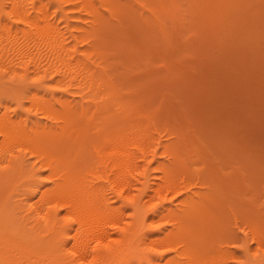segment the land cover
<instances>
[{
    "label": "bare ground",
    "instance_id": "1",
    "mask_svg": "<svg viewBox=\"0 0 264 264\" xmlns=\"http://www.w3.org/2000/svg\"><path fill=\"white\" fill-rule=\"evenodd\" d=\"M47 1L55 3V15L60 12L67 18L65 9H77L87 17L89 24L86 29H81L78 34L67 30V35L73 40L71 45H67L66 36L53 24L41 0H0V67L14 74L17 72L15 79L18 81L24 79L18 75L17 66L23 67L22 73L26 78L30 75L29 69L35 74L39 71L51 74L50 80L59 77L54 82L56 90H46L53 103L57 104V109L34 94L31 97L32 104L38 103L36 109L50 123L38 118L32 121V128L26 131L22 125L6 119L4 115L0 116V148L8 150L9 164L5 175L14 178L19 174L22 177L21 180L16 176V182V178H8L14 186L0 207V264H223L225 253L221 251L218 241L224 227H218L219 221L210 222L209 218L212 213H218V205L222 203L221 190L225 188L227 192L231 190L241 195V205L262 217L264 211L255 209L253 200L244 198L253 190L252 186L256 182L254 180L253 184L250 180L256 177L249 180V176L239 170L227 174L209 172L206 175L208 177H200L203 174L198 177L182 157L181 152L187 141L178 126L179 133L167 130L169 139L162 145L161 141L154 143L148 140V129L142 130L147 132L145 135L136 130L138 125L135 128L130 124L132 121L137 123L135 117L129 121L130 116L127 121L130 100L136 101L137 95H132L135 96L133 99L127 94L129 99L124 94L126 90L122 93V88L111 82L105 66L104 46L107 44L110 47L114 39L121 42L118 33L122 31L126 35V32L135 28L136 22L131 19L133 14L126 17L117 5L114 7L104 1L108 14L117 20V26H114L105 15L94 9L89 0ZM221 1L217 0V5L222 4ZM35 2L38 4L35 5ZM229 2L235 3V7L231 9L226 3L231 11H221V14L232 23H238L243 43L236 48L241 47L245 50L243 53L246 52L253 59L257 56L261 58V55L264 56V44H259L258 40L264 38V0ZM27 3L31 4L32 11L25 8ZM206 6H209L208 0ZM217 11L220 13L219 9ZM212 13L211 9L210 15ZM2 19H6L9 25ZM39 20L43 22L42 26H38ZM137 27L135 29L139 30V25ZM217 28L223 29L220 26ZM207 29L204 31H209ZM217 31V34H221L223 30ZM141 36L144 37L143 34ZM203 36H200L201 40L209 37ZM233 36L236 37L231 34ZM149 37L145 35V38ZM157 38L154 43L159 42ZM79 43L86 47H79ZM220 43L223 44L222 41ZM15 48L21 57H15L12 53ZM28 63H31L32 68ZM34 83L37 84L34 86ZM34 83L32 85L36 88L43 85L41 80ZM59 87L61 91H57ZM49 88L52 89V86ZM74 97L80 101H75ZM132 103L134 106L135 102ZM133 108L136 109L135 106ZM136 110L132 111L138 114ZM159 145H162L161 148ZM24 149L32 152L37 160L33 161L40 166L28 161ZM149 153L151 158L140 168L137 159L146 160ZM158 154L168 157L169 164L157 162L161 182L154 183L149 178V171L151 162L157 160ZM37 167L47 170L45 179ZM44 180L48 181L47 186H44ZM27 193L36 199L23 198ZM168 193L171 197L165 201ZM227 196H223L226 201ZM235 200V204H239ZM164 201L169 204L165 206ZM241 205L238 206L240 209ZM250 229L259 243L264 242V231L256 227L255 223ZM241 250L243 254L249 253L248 245H242Z\"/></svg>",
    "mask_w": 264,
    "mask_h": 264
},
{
    "label": "rangeland",
    "instance_id": "2",
    "mask_svg": "<svg viewBox=\"0 0 264 264\" xmlns=\"http://www.w3.org/2000/svg\"><path fill=\"white\" fill-rule=\"evenodd\" d=\"M89 1L94 9L97 10L99 14L105 15L106 19L108 18L107 21L114 26L117 24V20L113 19L108 14L103 5L104 1L110 2L114 7L117 5L120 12L121 9L122 13L125 12L126 17H131L133 14L131 19L136 22L135 28L138 29L137 26L139 25V30L135 28L131 29V32H126V35L125 32L121 31V33L119 31L120 34L118 33V35L122 40L121 42L114 39L110 47L107 44L104 46L105 66L110 74L111 82L121 87L122 93L126 90L127 93L124 94H130L131 98L133 97L132 95H137L136 101H132L130 96L127 95L129 99H131L129 114L127 110V121L130 116L131 119H129V121L134 120L135 117L137 123L132 121L130 124L134 125L135 128L137 125L140 128L144 126L143 129H138L137 127L136 130L139 133H144V131L148 129V133L146 132L149 135L147 137L148 140L154 141V143L161 141L163 142L162 145H165L166 141L169 139V136L166 135L169 133L168 131L179 133L177 129L178 126V128L184 132L182 133L185 135L184 137L187 141L185 148H183L181 152L183 154L182 157L190 164L192 171H194V174L198 177L201 174L203 175L200 177L206 176L209 172L227 174L234 170L243 171L242 173L249 176V180L250 178L256 177V179L250 180L253 184L256 182V184H254L255 186H252V194H246L244 198L253 200L255 209L257 208L259 211L263 212L264 56L261 55V58L257 56L253 59L252 56L245 54L246 52L243 53L245 50L243 51L241 47L236 48V46H241L240 44L243 43L240 40V34L242 33L237 27L238 23L235 21L232 23L231 20H228L226 16L221 14V11H231V7H235L236 4L230 3V0H223V3L219 5L216 3L217 0H208L209 6H206L207 0L206 2L205 0H171V2L170 0L169 2L168 0ZM180 1L181 4H178ZM218 1L222 2L221 0ZM226 3L231 9L227 7ZM37 4L38 2H35V5ZM41 4L43 8L48 11L47 13H50L49 17L53 24H56L57 27L62 30L64 36H66L68 46L72 44L73 40L67 35V30L69 29L73 34H78L83 29H86V26L89 24L88 21H86L87 17L77 9H67V11L65 9L68 17L64 18L60 12L55 15V3L41 0ZM172 4L178 7L179 11H176L174 9L176 7H173ZM232 4L234 6H232ZM180 5L183 7H179ZM202 6L203 8H201ZM222 6L224 7V9L222 8L223 10L221 9ZM25 8L32 11V6L29 3L25 5ZM132 9L134 11H132ZM189 9L190 11L194 9V11L192 10L191 13ZM211 9L213 11L212 15H210ZM216 9H219L220 13ZM182 16L185 17L182 18ZM2 21L6 25H9L6 19H2ZM212 21L215 22L212 23ZM37 23L38 26L43 25L41 20ZM67 24L69 25L68 28ZM209 24H211V26ZM218 26L223 28V31L219 28H217V30L222 31L220 32L221 34H226V36L229 35V39H226L225 35L224 37L221 34H217L218 31L216 27ZM205 27L209 28V31H204L208 30ZM199 29H203V32ZM145 31H147V33ZM199 31L200 34L202 33V36L204 33L209 36L207 37L205 35L207 40L206 38H202L201 40V35L198 34ZM210 31H212V33ZM234 32L239 34L237 35ZM138 33L141 35L143 34L144 37ZM150 34L155 37H152ZM167 34L169 38H167ZM212 34L219 35V39ZM231 34L236 35V37L233 36L236 40L231 37ZM145 35H149L150 37L145 38ZM210 37L214 41H212ZM156 38L159 42L154 43ZM166 38L168 40H166ZM237 38H239V40ZM225 39L226 41L223 43ZM262 39L264 38L261 37L258 40L261 45L264 44V40ZM220 41H222L223 44H221ZM166 43L170 47H168ZM78 45L81 48L86 47L83 43H79ZM16 48L12 53L15 57H21L20 53L17 54L18 51ZM244 49L246 48L244 47ZM240 50H242V52ZM246 51L248 50L246 49ZM4 55H6V53ZM132 56L136 58L133 59ZM146 61H148V63H146ZM144 63L147 65H144ZM28 66L31 67V63H28ZM16 70L19 72L18 75L20 78L24 80L18 81L15 79L17 72L14 74V72L7 71L5 67H0V116L4 115L6 119L22 125L26 131L32 128V121L34 122V120L38 118L44 123H50L36 109L35 106H37L38 103L32 104L31 97L34 94V96H38V99L40 98L43 101L49 102L53 105L52 108L57 109V104L55 102L53 103L50 94L47 93L48 91L46 90L49 89L52 91L53 88L55 89L56 86L54 82L58 80L59 77L56 76L54 80H50L51 74L46 75V73L42 71L35 74L29 69L28 74L30 72V75L26 78L25 75H23L24 73H22L23 67L17 66ZM52 75H54V73H52ZM38 80H41L43 85L42 87L36 88L34 86L37 83L34 82ZM171 82L173 83L171 84ZM32 83H34V86ZM51 86L52 89L49 88ZM130 90L133 92H130ZM57 91H61V88L59 87ZM69 98L72 99L71 95H69ZM74 99L75 101H80L77 97H74ZM36 102H38V100ZM132 102H135L134 106L138 110V114L134 112L136 109L133 108ZM139 119L142 121H140L141 123ZM184 119H186V121ZM146 126L147 128H145ZM146 133L144 134L146 135ZM1 139L2 136L0 135V141ZM162 145H159L160 148ZM216 145H218L217 147H219V149ZM225 148L227 151L224 150ZM20 149H22V147H20ZM24 150L25 157L28 161L30 163L34 162L35 165L40 166L39 163L36 162L37 160L34 159V156H32V152L28 149ZM216 151H218V153ZM7 152L8 150H2V148H0V173L2 172V174H0V207L4 204L6 195L11 193L14 186V184L12 186L11 180L8 178L14 180L16 176H19V179L21 178L22 180L19 174L14 178L5 175V170L8 169L7 164H9V162H7ZM220 152L221 155L219 154ZM149 155L150 156L146 160L141 157V159H137V163H140V168H143L147 164V160L151 158L150 153ZM188 157L190 158L188 159ZM156 159V161L151 162L149 178L151 182L160 183L161 180L159 177L161 174L156 168L157 162L169 163L167 161L168 157H164L163 155L161 156L158 154ZM208 163L209 166H207ZM140 168L139 170H141ZM207 168L209 169L207 170ZM38 170L42 178H44L47 170L43 167H39ZM254 173L257 176H254ZM16 180L18 179L16 178L15 182ZM15 182L13 181V183ZM45 182L46 184H44V186H47L48 181L44 180V183ZM9 184L12 187L9 186ZM203 186L205 187V185ZM225 190H227V188H225L224 191L221 190L223 194L221 199L222 203L218 205V213H212V216L209 218L210 222L218 220V227H224V231L221 233V238L218 241L221 251L225 253L223 264H264V242L259 243L258 240L253 237V232H251L250 229V226L255 223L256 227L264 231V215L258 217V214L253 213L251 210L249 211L248 207L242 206L240 202L242 196L239 193L237 194L240 196L236 195V192H230L231 190L227 192ZM226 193H228V196L230 193L233 194H231L232 197L230 196L231 200L232 198L234 199V203L232 201L233 204H231V200ZM224 195H226L229 200L227 198L226 201V197L223 198ZM23 196V198L28 200L36 199V197L32 199L30 193ZM170 197L171 194L168 193L165 201L169 200ZM235 198L239 201L237 205L235 204ZM223 199L225 200L223 201ZM168 204L169 202H165V206ZM240 205L242 206L241 209L239 208ZM245 244L249 247V253L247 251V253L243 254L241 247ZM257 256L258 260L256 259ZM259 258L263 260L261 259L260 261Z\"/></svg>",
    "mask_w": 264,
    "mask_h": 264
}]
</instances>
